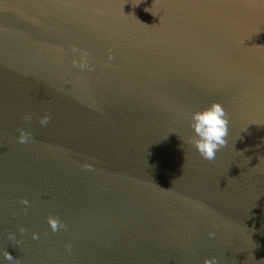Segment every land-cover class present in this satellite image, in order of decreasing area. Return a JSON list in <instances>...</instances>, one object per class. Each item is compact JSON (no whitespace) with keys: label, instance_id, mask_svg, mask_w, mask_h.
<instances>
[{"label":"water","instance_id":"water-1","mask_svg":"<svg viewBox=\"0 0 264 264\" xmlns=\"http://www.w3.org/2000/svg\"><path fill=\"white\" fill-rule=\"evenodd\" d=\"M0 264H264V0H0Z\"/></svg>","mask_w":264,"mask_h":264}]
</instances>
